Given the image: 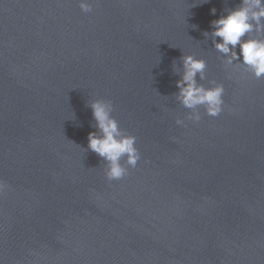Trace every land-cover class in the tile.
Listing matches in <instances>:
<instances>
[{
  "label": "water",
  "instance_id": "1",
  "mask_svg": "<svg viewBox=\"0 0 264 264\" xmlns=\"http://www.w3.org/2000/svg\"><path fill=\"white\" fill-rule=\"evenodd\" d=\"M240 2L0 0V264H264V78L212 36ZM189 55L218 117L178 98ZM97 99L141 153L122 180L88 149Z\"/></svg>",
  "mask_w": 264,
  "mask_h": 264
},
{
  "label": "clouds",
  "instance_id": "2",
  "mask_svg": "<svg viewBox=\"0 0 264 264\" xmlns=\"http://www.w3.org/2000/svg\"><path fill=\"white\" fill-rule=\"evenodd\" d=\"M83 13H91L95 0H77ZM212 14H216L213 8ZM212 36L220 38L214 41L218 51L228 56V63L238 61L250 70L257 79L264 78V39L251 35L253 32L264 33V0H241L238 7L230 10L212 21ZM184 74L177 81L178 98L186 108H196L206 105L207 115L218 117L224 111V87L217 85L205 88L199 84L196 77L206 68V62L194 56L183 57ZM90 107L96 121L97 131L88 134V149L108 161L106 178L109 182L124 179L129 174V168L121 164V159L127 156V164L135 168L141 160V153L136 148V137L126 135L119 126V121L112 115L113 105L110 101L94 100ZM194 121L198 123L201 117L197 114ZM183 125V121H177ZM10 185L0 178V195L4 194Z\"/></svg>",
  "mask_w": 264,
  "mask_h": 264
}]
</instances>
